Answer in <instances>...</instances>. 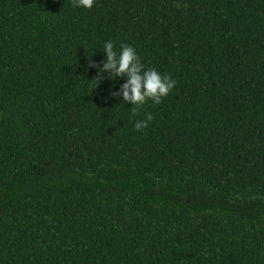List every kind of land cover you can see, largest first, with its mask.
<instances>
[{
    "label": "trees",
    "instance_id": "trees-1",
    "mask_svg": "<svg viewBox=\"0 0 264 264\" xmlns=\"http://www.w3.org/2000/svg\"><path fill=\"white\" fill-rule=\"evenodd\" d=\"M0 264H264V0H0Z\"/></svg>",
    "mask_w": 264,
    "mask_h": 264
},
{
    "label": "clouds",
    "instance_id": "clouds-1",
    "mask_svg": "<svg viewBox=\"0 0 264 264\" xmlns=\"http://www.w3.org/2000/svg\"><path fill=\"white\" fill-rule=\"evenodd\" d=\"M71 3L73 7L91 9L94 0H71ZM103 53L105 60L101 62L102 66L94 64L91 58L86 65L87 68L98 67L97 75L92 79L95 82V88L103 79V73H108V79L125 77L126 83L120 87L119 92H111L110 95L122 96L124 103L132 105L130 108L132 116H136L148 101H151L153 105L160 104L162 99L176 87V81L171 76L161 75L153 68L145 69L141 58L132 46L121 45L120 50L116 51L114 43L109 40L103 46ZM153 119V115L148 113L145 119L136 120L135 130L143 131Z\"/></svg>",
    "mask_w": 264,
    "mask_h": 264
}]
</instances>
